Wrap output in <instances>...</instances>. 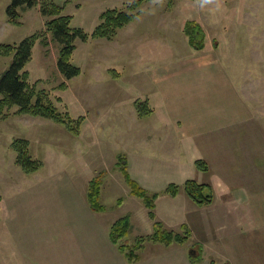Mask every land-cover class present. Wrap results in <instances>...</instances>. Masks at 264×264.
<instances>
[{"label": "rangeland", "instance_id": "obj_1", "mask_svg": "<svg viewBox=\"0 0 264 264\" xmlns=\"http://www.w3.org/2000/svg\"><path fill=\"white\" fill-rule=\"evenodd\" d=\"M50 1L71 17V28L90 33L100 13L124 9L134 0ZM10 2L0 0V44L18 45L43 31L45 19L38 6L21 11L19 24L8 23L5 10ZM136 10L137 15L112 39L74 41L69 61L80 73L69 80L57 69L58 44L52 35L46 33L47 47L41 39L35 42L23 68L27 82L37 95L77 123L79 134L53 120L14 115V107L6 110L8 117L0 119V264H111L112 258L98 248L92 219L84 209H89L88 183L95 177H100L99 202L106 212L98 211L93 218H105L106 233L113 219L126 215L132 224L125 238L129 244L152 233L145 206L130 200L143 204L127 192L117 158L122 156L127 162L145 148L159 154L163 139L141 141L143 128L133 121V112L137 103L152 94V83L145 81L150 71L174 56L200 55L195 52L203 50L188 46L186 22L203 28L204 47L210 53L223 58L224 43L229 52L243 57L245 68H236L244 72L238 79L243 90L257 83L264 92V0H149ZM254 57H259L257 68L252 66ZM11 61L12 56L0 55V77ZM257 69L259 82L254 78ZM16 139L26 140L30 155L43 163L38 171L25 174L16 164L11 147ZM163 193L164 189L159 192ZM162 245L146 242L140 258ZM118 253L128 264L141 260L128 262Z\"/></svg>", "mask_w": 264, "mask_h": 264}, {"label": "crops", "instance_id": "obj_2", "mask_svg": "<svg viewBox=\"0 0 264 264\" xmlns=\"http://www.w3.org/2000/svg\"><path fill=\"white\" fill-rule=\"evenodd\" d=\"M221 52L223 58L204 47L195 52L200 55L174 56L145 77L146 84L153 85L144 101L151 112L140 117L135 110L132 118L143 128L141 141L163 140L158 155L145 148L130 156L127 170L151 194H159L169 184L180 186L174 197L159 194L154 221L173 233L182 234L185 226L190 236L185 244L144 252L133 264H264V92L257 83L243 90L238 79L244 72L236 70L245 68L243 57L229 52L224 43ZM254 58L252 66L257 68L259 57ZM254 78L260 81L258 69ZM197 160L208 165L206 172L196 168ZM186 180L208 185L212 202L193 203L181 188ZM84 209L92 219L98 248L112 258L111 264H128L110 243L105 218H93L100 212ZM126 216L131 227V216ZM148 219L153 232V220ZM195 245L202 249L200 261L189 259V249Z\"/></svg>", "mask_w": 264, "mask_h": 264}, {"label": "trees", "instance_id": "obj_3", "mask_svg": "<svg viewBox=\"0 0 264 264\" xmlns=\"http://www.w3.org/2000/svg\"><path fill=\"white\" fill-rule=\"evenodd\" d=\"M144 1L134 0L126 5L124 9H106L98 16V23L92 30L87 33L81 28H71L69 15L62 13L63 8L55 5L50 0H11L7 6L5 13L7 22L10 24H19L21 11L38 6L41 15L44 17V29L40 34H33L18 45L0 44V55L12 56L9 67L0 77V119H5L10 115L6 110L15 108L14 115H29L33 117H41L53 120L57 123L65 125L73 134H79L77 123L73 124L67 115L59 113L56 107L47 100L37 95L34 88L27 82V73L23 71L26 63L32 55V48L37 41L41 39L44 47L49 45L46 39V33L52 35V39L58 44L57 69L65 79H71L80 73L79 68L74 67L70 63V57L74 50V41L76 39L86 40L88 38L112 39L118 29L126 26L137 15V10ZM152 1V0H151ZM172 3L169 1L170 6ZM184 34L187 37L188 46L194 50H202L204 48V32L203 28L196 22L188 21L184 24ZM136 111L140 117L146 116L151 110L146 107V103H137ZM12 149L16 153V164L23 173L31 174L38 171L43 163L33 158L28 149L27 141L16 139L11 144ZM117 166L121 171L123 180L129 188L132 196L139 198L147 209L148 217L153 220V232L146 236H138L132 244H129L125 238L130 227V218L124 216L114 221L108 230L109 240L114 244L118 251L125 257L128 262L138 261L140 251L146 242L160 243L165 246L176 244H185L190 236V232L185 226L182 227L184 232L173 233L163 229V227L154 221V207L158 193H149L134 181L127 170V164L123 161V157L117 158ZM195 166L199 171L206 172L208 165L201 160L195 161ZM100 178V177H99ZM98 177L92 178L88 183L87 202L92 211H103L105 207L99 202L101 182ZM187 197L196 205L203 206L212 202L213 195L208 185L200 184L194 180H186L182 187ZM180 186L169 184L164 192L171 197L176 196ZM202 249L199 245L190 248V261H200L202 259ZM210 264H214L213 261Z\"/></svg>", "mask_w": 264, "mask_h": 264}]
</instances>
